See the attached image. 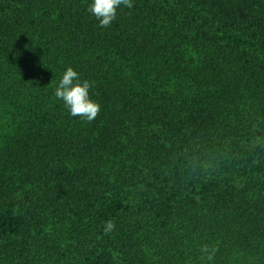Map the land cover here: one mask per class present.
Instances as JSON below:
<instances>
[{
	"label": "trees",
	"instance_id": "1",
	"mask_svg": "<svg viewBox=\"0 0 264 264\" xmlns=\"http://www.w3.org/2000/svg\"><path fill=\"white\" fill-rule=\"evenodd\" d=\"M91 3L0 0V264H264V0Z\"/></svg>",
	"mask_w": 264,
	"mask_h": 264
},
{
	"label": "clouds",
	"instance_id": "2",
	"mask_svg": "<svg viewBox=\"0 0 264 264\" xmlns=\"http://www.w3.org/2000/svg\"><path fill=\"white\" fill-rule=\"evenodd\" d=\"M121 5L131 8L133 3L132 0H92L88 11L99 21L100 26L109 27L116 19L117 9ZM92 86L89 80L81 81L78 71L68 66L55 87L54 96L63 102L72 116H80L91 122L101 108V105L90 97L89 90ZM114 227V222L108 221L105 231L109 232ZM204 250L207 251V246Z\"/></svg>",
	"mask_w": 264,
	"mask_h": 264
}]
</instances>
